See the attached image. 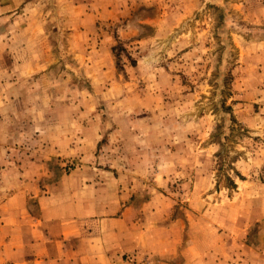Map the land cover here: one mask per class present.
Listing matches in <instances>:
<instances>
[{"label": "rangeland", "instance_id": "1", "mask_svg": "<svg viewBox=\"0 0 264 264\" xmlns=\"http://www.w3.org/2000/svg\"><path fill=\"white\" fill-rule=\"evenodd\" d=\"M0 264H264V0H0Z\"/></svg>", "mask_w": 264, "mask_h": 264}]
</instances>
